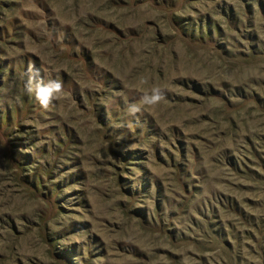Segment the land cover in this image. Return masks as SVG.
I'll list each match as a JSON object with an SVG mask.
<instances>
[{"label":"rangeland","instance_id":"1","mask_svg":"<svg viewBox=\"0 0 264 264\" xmlns=\"http://www.w3.org/2000/svg\"><path fill=\"white\" fill-rule=\"evenodd\" d=\"M0 264H264V0H0Z\"/></svg>","mask_w":264,"mask_h":264},{"label":"clouds","instance_id":"2","mask_svg":"<svg viewBox=\"0 0 264 264\" xmlns=\"http://www.w3.org/2000/svg\"><path fill=\"white\" fill-rule=\"evenodd\" d=\"M36 73H33L35 75ZM145 81H141L144 83ZM28 92H35V98L39 102L40 106L44 109H48L50 103L54 99H58L60 94L63 92V85L60 81H49L47 84L43 86L39 85V82L33 84L32 77L29 79ZM164 99L163 92L159 87H155L152 89V94L150 96L145 95L143 98V103L147 105H155ZM130 114H134L140 111L139 107H131L129 109Z\"/></svg>","mask_w":264,"mask_h":264},{"label":"trees","instance_id":"3","mask_svg":"<svg viewBox=\"0 0 264 264\" xmlns=\"http://www.w3.org/2000/svg\"><path fill=\"white\" fill-rule=\"evenodd\" d=\"M204 27V26H203ZM206 27H208V25H206ZM199 30L201 31V28H199ZM199 31V32H200ZM204 31V30H203ZM209 33V32H208ZM208 33H205V34H208ZM200 34H201V32H200ZM201 36L203 37V34H201Z\"/></svg>","mask_w":264,"mask_h":264}]
</instances>
